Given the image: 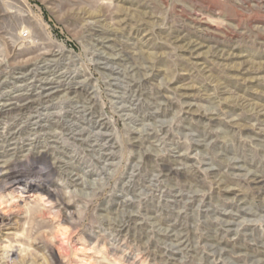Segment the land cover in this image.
<instances>
[{"label":"rangeland","instance_id":"1","mask_svg":"<svg viewBox=\"0 0 264 264\" xmlns=\"http://www.w3.org/2000/svg\"><path fill=\"white\" fill-rule=\"evenodd\" d=\"M18 44L21 54L55 53L52 72L78 83L69 96L94 97L105 119L106 128L74 119L82 139L103 132L114 144L98 163L68 140L61 160L78 186L48 148L0 164V264H264V0H0L8 80L32 68ZM121 51L129 62L117 60ZM156 91L169 106L145 119L160 111L148 97ZM205 133L206 147H195ZM161 163L174 174L161 178ZM22 177L38 184L34 212L29 189L11 184Z\"/></svg>","mask_w":264,"mask_h":264},{"label":"bare ground","instance_id":"2","mask_svg":"<svg viewBox=\"0 0 264 264\" xmlns=\"http://www.w3.org/2000/svg\"><path fill=\"white\" fill-rule=\"evenodd\" d=\"M178 40L184 41V38H179ZM21 44H18L19 51L16 55L20 57H24L25 65L32 67L31 69H29L30 72L29 73L20 72V70L27 71L28 68L17 67L15 68V70H13V72L19 69L18 71L20 73H18L19 74L18 76L12 77L11 80H8L4 75H0V92L2 89L4 90L5 88L13 89V90L6 91L0 94V149H1L0 158H3L5 156L7 157V158H3L2 160H0V164L7 165L10 163H18L21 161L26 162L28 160L33 159L34 152L31 151L28 147L34 146L35 148H38V147L45 148V149L48 148L49 150L52 151L53 154H55V157L53 159V164H55L56 167L58 166L62 170L66 178L65 179L66 183L69 186H78L80 184L79 182L80 179L82 180L81 176H79L78 173L74 172L70 162H64L61 160L62 155L67 156V151L70 149L71 143L68 140H72L73 142L79 143L82 147H84L86 151L97 152V154L100 155V157H98L97 159L98 163L102 159L104 163L105 160H108V157L109 158L112 157V153L110 154V153H107L106 151L112 148L114 142H112L113 139H110L111 135H107L106 133H103V132L96 133L94 135L91 134L86 139H82V137L86 133L85 129L81 128L80 127L81 125L79 126L78 123L76 124V122H72V121L74 119L80 122H85L86 120H88L89 122L93 124V126L106 128L105 119L102 117L101 114L98 113L94 97L90 96L89 94L69 96V91L73 89L75 90L77 88L78 83H76V81L75 82L72 81L73 78L70 81H68L69 78H67L66 76H62V75H59V77L57 78L56 76H58V73L54 71L52 72L51 66L55 65L56 63V59H51V57L55 58L54 56H56L53 51L38 52V54H35V56L34 55L31 56L30 53L26 51H23L21 54V48L23 47V45ZM188 44L194 47L195 49L200 48L201 46L200 42H197V41H190ZM57 55L59 57L63 56L62 52H61V55L59 54ZM119 56L120 58L119 59L117 58L118 61L126 60L129 62V60L131 59L127 54H124L123 51L120 52ZM102 60H104L103 62L105 63V67L108 70L109 68L108 63H110L111 60L109 59H102ZM113 61H114V58H113ZM133 65L134 66H130L131 71L135 73L136 75L139 74L140 71L142 70L141 67L135 64ZM111 71H113V73H118V71L116 72L115 70H111ZM41 75H44V76L40 77ZM49 75H53V78H48ZM61 77H64V78L60 79ZM115 79H116V76H115ZM134 85L137 87H140V83H137L135 81H134ZM115 95L116 96L118 95L117 97H119L118 93ZM148 97H150L151 104H154L156 109L158 108V110H160L161 112L154 111L153 113L147 114L146 116H143V117L145 119L154 120L160 114H164L166 112V107L169 106L168 104L169 102L166 103L162 101V96L159 91H156V95L151 96V94H149ZM56 99H58L60 102L59 103L60 110L55 113L52 111V109L56 108V103H53L55 102L54 100ZM161 101L164 104L161 103ZM55 129H58L59 132H56ZM61 134L67 135V138H64V140L59 142L58 135H61ZM206 135L207 134L205 133L203 139H198L199 141L196 140V142L194 143L195 147H206L205 142H204V138L206 137ZM108 139L110 140L108 141ZM138 140L141 145L144 144L145 139L139 137ZM52 144H56V145H52ZM25 151H27V154L23 153ZM17 154H20V156H17ZM21 154H22V157H21ZM143 154L145 155V158L149 157L148 151L147 152L143 151ZM173 157H174L175 162H177L178 160H182V157L180 155L173 156ZM240 163H241L240 160H236L235 162H233L232 165H234V167L238 166V168H243L242 166H240ZM159 168L164 173L161 176V178L163 179H166L169 175H172L175 172L173 171L171 165L169 166L168 164L161 163L159 165ZM32 175H36V172L33 173ZM11 184H16L17 186L25 185V187L29 189L28 191L29 195L28 197H25L24 201H25V205L27 206V208H30L29 210H32L31 212H34L35 208H38V206L36 202H34V200L32 199L33 197L32 193L38 191V186H37L38 184L26 178H23V177L19 181L18 180L12 181ZM197 195H193L192 198L196 200L198 197ZM6 202L8 201L3 200V199L1 200L0 202L1 208L5 209L4 204H6ZM45 208H52V207H45ZM173 230L174 228L171 230V232ZM177 235L170 233L167 236L169 239L174 241L175 238L176 239L178 238ZM212 238L215 240V243L219 245V242H216V239H217L216 236L215 237L212 236ZM215 252H219V251L215 250ZM59 256L62 257V253L60 251H59ZM254 258H255L254 256L250 257V260L252 261L251 264H261L259 260H256Z\"/></svg>","mask_w":264,"mask_h":264}]
</instances>
